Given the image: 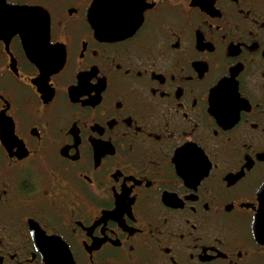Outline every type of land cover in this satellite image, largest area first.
Masks as SVG:
<instances>
[{"label": "flooded vegetation", "instance_id": "af4514ba", "mask_svg": "<svg viewBox=\"0 0 264 264\" xmlns=\"http://www.w3.org/2000/svg\"><path fill=\"white\" fill-rule=\"evenodd\" d=\"M134 2L146 8L141 27L110 43L97 40L91 27L97 0L89 21L88 0H0V29L11 33H0V100L19 133L16 142L0 140V264H48L47 250L37 243L42 232H55L75 264H264V245L252 230L264 184V0ZM5 4L32 12L12 27L4 24L13 19ZM47 11L52 38L67 41L57 44L65 46L66 59L50 77L54 86L39 93L41 66L14 29L28 26L33 12L46 19ZM96 36L104 38L99 30ZM97 72L107 76V88L101 77L94 97L79 98L72 85ZM220 79L238 103L217 121L208 95ZM149 85L158 87L150 91ZM117 97L121 108L113 106ZM181 129L194 130L190 138L210 162L225 161L196 188L175 170V147L189 139ZM108 136L99 165L103 153L94 156L91 142ZM79 137L86 166L77 159L75 167L91 176L79 183L96 200L81 191L72 210L60 207L59 198L50 204L43 189L61 165L78 158L69 142L78 144ZM128 173L135 175L120 179ZM109 185L132 188L129 198L135 199L123 217ZM41 208L45 216L63 213L64 219L46 224Z\"/></svg>", "mask_w": 264, "mask_h": 264}, {"label": "snow or ice", "instance_id": "6c2138e0", "mask_svg": "<svg viewBox=\"0 0 264 264\" xmlns=\"http://www.w3.org/2000/svg\"><path fill=\"white\" fill-rule=\"evenodd\" d=\"M88 2L89 7L87 11V20L89 21V9L90 6L93 5L94 0H88ZM39 7L45 9L46 5H41ZM77 7H79L78 4H68V8ZM145 9L146 8L134 2V0H97V7L93 13L95 27H93V24L91 23L95 38L101 42L115 43L117 41L133 36L141 27V24L144 20ZM47 13L48 16L45 19L38 13L33 12L32 22L22 29H16V31L20 32V35L23 36V38L27 39L30 42L33 54L37 62L41 65V67H39L40 73L38 75V77H40L41 79V83L39 85L40 90H38L39 93L46 91L48 86L53 85V81L52 79H50V77L53 74L57 73L63 67L66 59L65 46L63 49H58L57 44L59 43L65 45L67 41H58L52 38V20L50 13L48 11ZM97 30H99L101 36L104 37L103 39L97 38ZM0 33L4 35L3 29H0ZM10 36L11 33H9L7 36L4 35L5 38H9ZM2 42L3 41H0V43ZM60 56L63 57L62 66H60L58 70H52L55 63H58V57ZM79 56L81 60H83L84 55H81V53H79ZM155 64L156 61L154 60L153 65ZM109 71H111L110 68ZM125 74H127V70H125ZM141 74H143V70H141ZM101 77L105 78L104 86L102 88V90H105L108 86L107 76L97 72L94 76L89 77L88 75H85L82 79H77L76 82L72 85L76 89L75 94L79 98L84 94H87V96L89 97H94L99 87L98 80ZM35 86L38 88V85L36 83ZM148 87L151 91V89H156L158 85H149ZM102 90H100V93ZM208 101L210 103V107H213V112H210L209 109L208 111L216 118L217 121L223 120L226 115L231 112L233 106L238 103L235 95L229 89L228 81L226 79H220L214 86L211 87L210 94L208 95ZM117 102L120 103L119 107H117ZM113 106L116 108L123 107L122 101L119 97H117V101L114 102ZM180 107L183 108V104H180ZM5 109L6 108L4 102L0 100V110H4V115L0 116V140L4 142H8L9 140H11L12 142H16V137L19 135V133L15 131L13 120L11 119V122H9L8 120L9 117L11 118L12 114L9 112L7 115H5ZM177 115H179V113H177ZM108 119H115L116 121L115 116H110ZM62 131H66V129H62ZM193 131L194 130L192 129H189L188 131H184L183 129H181V134L184 136H188L189 139L183 140L182 142L177 144V146L175 147L174 156L176 157L175 170L178 174V177L182 178V181L185 185L187 181L189 184L195 185V187L191 188H196L201 179L208 174L210 168H219L222 164L225 163V161L219 160L210 162L207 154L200 146H198V141L190 138ZM21 140H23V138H21ZM110 140V136L97 138V144L95 146L91 142L94 156H96L97 150L103 153L99 157V165L101 164V157H104L107 153L104 152L103 144L101 142ZM55 142L58 141H54V143ZM83 143L84 141L80 137L78 144L75 142H69V146L72 147L73 151L76 154L78 153V158H72L73 163L61 165L62 171L56 172L50 179L49 186L43 189L44 195L50 198V204L55 205L57 198H59V200L61 201L60 207H63L64 204H67L69 209L75 210L79 206L77 201L81 199V191L87 194L89 200H96V196L93 190L90 187H85L84 185H81L79 183L81 179L91 180L90 174L88 172L77 171L74 163L75 160L79 159L81 161V164L86 166L85 162L83 161V157L80 154V146L83 145ZM177 149H179L178 153ZM237 150L239 149L237 148ZM112 155H116L115 150L114 152H112ZM119 163H121V161H117V164ZM131 166V164L125 165V167ZM94 173L95 169H93V174ZM134 175L135 173H128L127 176L121 175L120 179L125 180V177H132ZM222 179H224V177H222ZM29 180L30 176L24 177L25 183H27ZM171 183L173 185H176L177 180L173 179ZM109 187L113 193H116L114 209H116L117 213H122L123 217V214L128 213L130 205L135 199V196H133L131 199L129 198V193L132 191V188L124 187L123 189H119L114 187L113 189L112 185H109ZM165 190H167L169 193H175L174 189L171 191L168 189H161L160 191L163 194ZM117 196L119 197V208H117ZM130 201L131 203H129ZM39 211L42 214V218L45 219L46 224H53L54 222H60L64 219L63 213H60L57 216L48 217L43 215L42 208L39 209ZM162 222H167L166 216L163 217ZM197 228V224L195 222H191V229ZM157 230L159 231L158 226ZM189 234L191 235V230L189 231ZM56 237H58V235L55 232L48 234H44L42 232L41 239L37 240V243L41 244L42 249H46L47 253L51 254V260L53 261L63 252V242L60 239L57 240Z\"/></svg>", "mask_w": 264, "mask_h": 264}, {"label": "water", "instance_id": "95a60500", "mask_svg": "<svg viewBox=\"0 0 264 264\" xmlns=\"http://www.w3.org/2000/svg\"><path fill=\"white\" fill-rule=\"evenodd\" d=\"M6 5V4H5ZM7 7V14L13 18V19H7L4 24L9 25V26H14L15 24H20L21 19L25 16L28 15L32 12V8H29L27 6H11V5H6ZM16 18H14V17ZM22 17V18H21ZM21 18V19H20ZM16 31V29H14ZM13 31V32H14ZM29 57L37 62L34 54L29 53ZM38 63V62H37ZM39 64V63H38ZM63 64V57L60 62L55 63L54 67L52 70H58L60 66ZM40 65V64H39ZM41 66V65H40ZM43 71V69H42ZM258 200H259V206L256 210V214L254 215L253 221H252V230L254 237L256 241L264 245V184L261 186L258 192ZM51 254H47L45 256V259H48L47 262L48 264H58V261L60 264H75L71 255V252L69 248L67 247L66 244H63V252L60 256H58L56 259L59 260H51ZM72 259V260H69Z\"/></svg>", "mask_w": 264, "mask_h": 264}]
</instances>
